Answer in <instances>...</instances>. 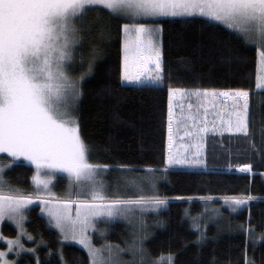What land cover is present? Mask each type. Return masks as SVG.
Listing matches in <instances>:
<instances>
[{"label":"snow or ice","instance_id":"6c2138e0","mask_svg":"<svg viewBox=\"0 0 264 264\" xmlns=\"http://www.w3.org/2000/svg\"><path fill=\"white\" fill-rule=\"evenodd\" d=\"M90 14L93 21L88 19ZM163 17L203 18L202 23L209 27L222 26L230 36L235 33L233 38L242 45L255 47L256 89L264 91V0H0V153L9 156L6 162L0 159V221L8 219L18 229L15 239L0 236L8 244V251H0V264H19L22 253H31L36 264H41L38 247L26 248L22 240V237L35 240L24 226L33 196L44 203L42 211L47 213L48 224L58 232L62 247L57 255L61 264H68L63 252L68 241H75L87 252L88 264H176V253L153 256L145 246L150 234L144 218L149 213L158 214L170 202V198L155 194L161 178L158 173L166 172L167 168L93 163V146L82 135L79 115L84 94L82 83L95 71L96 61L103 55L99 43L111 39L112 20L130 21L122 25L125 37L122 81L163 87V50L158 39L162 26L138 23ZM95 24L101 25L99 43L87 39ZM85 45L87 53L82 51ZM77 71L79 75H73ZM177 97L180 100L195 97L197 103L187 105V114L179 105L177 115L178 105L174 104ZM217 99L232 101L228 109L221 108L216 113L219 125L208 119L203 103L208 101L209 106H214L211 101ZM252 121L249 89L169 87L167 165L206 168L201 149L207 135L217 132L242 134L254 151L264 154V147L257 149L253 143L256 132L250 128ZM260 136L264 144V126L260 128ZM178 138L189 141L182 146L183 152L176 148ZM24 161L35 167L31 177L34 193H27L8 175L23 166ZM253 167V164L238 166L244 173L252 172ZM113 172L118 175L113 177ZM58 173L66 174L69 181L67 199L51 198ZM71 194L78 199H71ZM200 199L207 204L215 198ZM223 199L235 212L257 198ZM186 215L190 216L188 210ZM220 215L219 208H205L199 218L190 216L194 230L199 233L194 243L202 246L207 240L206 225L197 220L205 217L211 220ZM122 219L138 226L124 246L107 239V227L103 230L97 227L99 223L111 225ZM246 231L252 239L254 227L250 225ZM95 239L104 242L97 246ZM260 239L264 240V233ZM39 243L45 242L41 239ZM9 253L17 259L9 260ZM126 254L131 259H125ZM78 264H84L82 258ZM212 264H216L215 257ZM245 264H255V260L245 255Z\"/></svg>","mask_w":264,"mask_h":264},{"label":"trees","instance_id":"16d2710c","mask_svg":"<svg viewBox=\"0 0 264 264\" xmlns=\"http://www.w3.org/2000/svg\"><path fill=\"white\" fill-rule=\"evenodd\" d=\"M89 21L94 20L92 14ZM203 18L163 17L156 20H140L147 24L162 26L161 45L165 80L163 87L141 86L122 81L121 60L123 53L122 25L130 21L112 20L111 39L99 43L100 24H95L87 37L99 43L103 55L96 61L95 71L82 83L83 96L80 102L82 135L93 146V163L152 165L165 169L160 172L158 193L170 198L167 208L158 214L149 213L145 223L149 238L145 246L153 256L169 251L176 253V264H245V255L264 264V154L254 151L242 134H213L207 137L201 149L207 167L167 165L168 88H209L250 90V109L253 115L251 130L256 148L261 144L260 128L264 126V91L256 89L257 51L253 46L242 45L237 38L221 27H209ZM87 53L85 45L82 49ZM231 57V60H229ZM79 75V71L73 73ZM193 99V98H190ZM174 99L183 106L190 100ZM192 101H195L194 99ZM183 136V131L179 133ZM187 139H177L176 148ZM189 143V141H188ZM195 150V149H193ZM0 155V159H6ZM242 164H253L249 173L240 172ZM231 165L232 167H229ZM31 166L17 167L8 173L14 184H30ZM118 173L113 172L112 176ZM62 178L57 181V186ZM60 186V185H59ZM154 193H147L153 195ZM251 196L246 206L235 212L224 202V197ZM191 197V200L186 198ZM201 197H213L207 204ZM205 208H219L221 215L197 222L206 225L207 240L199 246L194 241L199 235L194 230L191 217H200ZM186 210L190 216L186 215ZM163 221V224L157 223ZM254 227L252 239L246 229ZM25 227L35 240H26L29 248L38 247L41 264H61L57 250V230L48 224V219L32 208L27 212ZM138 227L128 221H115L107 225V239L124 246L131 239V233ZM2 232L15 236L16 229L4 222ZM43 240L45 243L40 244ZM0 246L4 244L0 241ZM51 252V255L49 253ZM64 257L68 264H78L82 258L88 264L87 252L82 247L65 242ZM10 257H17L10 254ZM19 264H36L35 256L22 253Z\"/></svg>","mask_w":264,"mask_h":264},{"label":"rangeland","instance_id":"374dc122","mask_svg":"<svg viewBox=\"0 0 264 264\" xmlns=\"http://www.w3.org/2000/svg\"><path fill=\"white\" fill-rule=\"evenodd\" d=\"M128 23H130V22H128ZM138 23H143V22L138 21ZM132 38H134V37H129V39H132ZM124 39H125V37L123 36V39L122 40L124 41ZM158 39L160 40V36L158 37ZM122 46H123V42H122ZM122 55H124V53H122ZM257 61H258V53H257ZM121 65L123 66V61H121ZM122 69H123V67H122ZM131 70L132 71H135V68H132ZM256 76H257V71H256ZM186 144H188L187 141L181 142L179 151L183 152V147L182 146L183 145H186ZM3 154L7 156L6 159H2V160H4L6 162L7 159L9 158V156H8L7 153H0V155H3ZM23 164L24 165H27V166H31V168H32V172H31V175H30V184H28V186H26V187L21 186L19 184L18 185L21 186V187H23L24 189H26L27 193H34L35 189L32 187L31 177H32V175H33V173L35 171V167H34V165H31L30 162H28V161H24ZM59 178H62V180H61V182L59 184L60 186L59 185L57 186L56 184H57V181H58ZM68 186H69V181H68V179L66 177V174H64V173H58L57 174V179L54 181V186L51 188V198H59V199H67V198H69ZM44 198L45 199H48L49 197L48 196H45ZM71 199L75 200V199H78V197L75 194H71ZM44 207H45L44 203H42L40 200H36L35 199V196H33V204L29 205V210L32 209V208H37L38 211L40 213H42L48 219L47 213L44 212V211H42V209ZM72 212H73V214H75V205L72 206ZM26 216H27V213H26ZM117 221H120V220H117ZM125 221H127V220H125ZM4 222H9V223L12 224V226L15 227V229H16L15 236L5 235L2 232V225H3ZM25 222H24V226H25ZM97 227L99 229L103 230V229H105L107 227V225H105L103 223H99V224H97ZM17 235H18V229H17L16 225L12 221H10L8 219H5L4 221H0V236L5 237V238H7L9 240H12V239H15L17 237ZM89 235L90 236L94 235L91 229L89 230ZM96 235H98V234H96ZM22 240H23V242L25 244V241L28 240V239L26 237H22ZM0 241L4 244V246H0V251H8V244L3 239H0ZM68 242L74 243V244L77 245V243L75 241H68ZM94 242L96 243L97 246H99L104 241L103 240H99V239H95ZM25 247L26 248H29L26 244H25ZM10 254H12L13 256H15L13 253H9V255H8L7 258L9 260H15L13 257L12 258L10 257ZM124 258L125 259H131V255L130 254H126Z\"/></svg>","mask_w":264,"mask_h":264},{"label":"crops","instance_id":"0c3cea01","mask_svg":"<svg viewBox=\"0 0 264 264\" xmlns=\"http://www.w3.org/2000/svg\"><path fill=\"white\" fill-rule=\"evenodd\" d=\"M159 41H160V43H161V34H160V40H159ZM122 42H123V40H122ZM121 61H123V55H122V60H121ZM122 71H123V69H122V65H121V72H122ZM222 90H227V89H222ZM193 99H194L195 101H192ZM193 99H190V100H188V101L186 102V110H187V111H188V109H187V105H188L189 103H193V104L197 103L196 98L193 97ZM203 103H205V106L207 107V111H208V113H209V115H208V119H209L210 121H213L215 124L219 125L220 120H219V118L216 116V113L219 112V111L221 110V108H223V109H228L229 106L232 104V101H231L230 99H223V100L217 99V100L211 101V104L214 105V106H209V102H208V101H204ZM189 130H190V129H189ZM215 134H217V135H221L219 132H217V133H215ZM223 134H234V133H227V132H224ZM210 135H213V134H212V133H209V134L207 135V137L210 136ZM207 137H206V139H205L204 142H206ZM187 142H188V140H187Z\"/></svg>","mask_w":264,"mask_h":264}]
</instances>
